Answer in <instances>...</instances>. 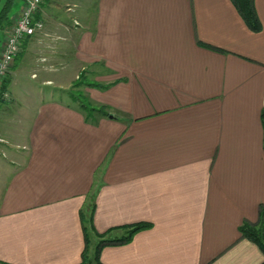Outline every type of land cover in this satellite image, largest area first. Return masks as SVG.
<instances>
[{"label": "crops", "instance_id": "0c3cea01", "mask_svg": "<svg viewBox=\"0 0 264 264\" xmlns=\"http://www.w3.org/2000/svg\"><path fill=\"white\" fill-rule=\"evenodd\" d=\"M59 1L7 78L38 88L0 95V264L82 263L94 191L98 233L149 224L103 264H264L240 232L264 209V0L259 31L232 0ZM82 71L110 116L44 89Z\"/></svg>", "mask_w": 264, "mask_h": 264}, {"label": "trees", "instance_id": "16d2710c", "mask_svg": "<svg viewBox=\"0 0 264 264\" xmlns=\"http://www.w3.org/2000/svg\"><path fill=\"white\" fill-rule=\"evenodd\" d=\"M232 1L238 8L239 12L242 14L243 18L245 19L249 27L255 31H259L262 28V24L256 13L254 0H232ZM14 3L15 0H6L5 3L0 8V32L4 31V29H6L11 23V13H12L11 10L13 8ZM84 77H85V81H84ZM83 83L85 86L94 87L98 89L106 87L105 85H102L99 82L91 81L87 79L86 76H83V79L75 82L70 90L71 91L76 90L75 87ZM8 84H9V80L6 79L2 84V88H3L2 92H4V90H7ZM71 95L75 98V100H79L77 95H74L72 92ZM79 104H80V108L83 109L84 112H86L88 118L94 119L96 114L110 116V113L108 112L105 106L94 107V105L92 104L87 105L81 102H79ZM262 125L264 127V113H262ZM95 197H96V191H94L92 194L93 203L90 206V211H88V213H86V211L84 212L82 211V223L86 231V248L83 253L84 254L83 261L80 264H84L89 259V255H88L89 242H90L89 231H88L89 226H91L93 233L100 239L97 242L94 252L95 260L97 262L96 264H103L100 261V253L103 247L107 245L126 243L132 238V236L136 232L149 226L148 223H138L132 226L118 227L120 229L125 230V233L120 237L111 236L110 232L114 229H111L106 233H98L93 227L91 222L92 220L91 217L96 207L94 202ZM261 217H262L261 221L258 224L245 222L243 225H241L240 232L242 233L243 237L248 238L254 243H256L264 252V209H262Z\"/></svg>", "mask_w": 264, "mask_h": 264}, {"label": "built area", "instance_id": "2783aa9c", "mask_svg": "<svg viewBox=\"0 0 264 264\" xmlns=\"http://www.w3.org/2000/svg\"><path fill=\"white\" fill-rule=\"evenodd\" d=\"M45 0H22L21 8L11 18V24L4 31L0 46V94L2 83L10 74L16 57L23 51V43L43 29V21L36 18V13Z\"/></svg>", "mask_w": 264, "mask_h": 264}, {"label": "rangeland", "instance_id": "374dc122", "mask_svg": "<svg viewBox=\"0 0 264 264\" xmlns=\"http://www.w3.org/2000/svg\"><path fill=\"white\" fill-rule=\"evenodd\" d=\"M61 4H60V7L61 8H59V9H61L62 10V12L63 11H66L67 9L66 8H70V7H65V4L68 2V0H63V2H62V0L61 1H59ZM21 4H22V0H15V3H14V5H13V8H12V10H11V15L12 16H14L15 14H13L14 12H16L17 10H20V8H21ZM63 4V5H62ZM62 5V6H61ZM72 6V5H71ZM92 6H94V5H92ZM20 7V8H19ZM80 7H82V6H80ZM74 8V11L75 12H78L80 9H79V6H77V7H73ZM91 10H93L92 8H91ZM81 11H83V7H82V9H81ZM12 18V17H11ZM11 24V23H10ZM10 24H9V26H10ZM7 27V26H6ZM4 31H5V29H4ZM3 31V32H4ZM3 38H4V34L2 33V31L0 32V45H1V43H2V41H3ZM22 72H26L24 69H23V71ZM27 74V73H26ZM83 76H86V73L84 72V71H82L81 72V74H79V77L77 78V80L75 81V82H77V81H80V80H82L83 79ZM8 78V76L4 79V81L6 80ZM89 78V76H87V79ZM90 79V78H89ZM12 80L13 79H11L10 81H9V84L12 82ZM4 81H3V83H4ZM84 81H85V77H84ZM17 83L15 84L14 82L13 83H11L10 84V86H9V84H8V90H9V92L10 93H23V92H26V91H36V89H35V87H37V86H35L34 84H33V81H31V79H30V77H29V75H23L22 77H21V80L20 81H16ZM74 82V83H75ZM2 83V84H3ZM38 88V87H37ZM86 88H88V86H85L84 85V83L83 84H79L78 86H76L75 87V89L76 90H63V89H56V88H54L53 86H50V87H45L44 89L45 90H47V91H49V90H53V91H55V94H56V96L61 100V99H63V100H65V101H70L71 103H73V105H77L78 107H80V104H79V102H81V103H84V104H87V105H91V99H90V95L88 94V93H86L85 92V90H86ZM90 88H94V87H90ZM2 91H3V88L1 89ZM6 92V90H4V93ZM71 92L74 94V95H77V97H78V99L79 100H75V98L71 95ZM0 95H2V94H0ZM7 104V105H6ZM4 106L3 107H5L6 109H8V107H11V108H13V109H16V106H13V105H11L10 103L8 104V103H4L3 104ZM6 105V106H5ZM8 106V107H7ZM94 107H98V106H94ZM97 262H96V260H95V256H93L92 255V257L90 258V259H88L84 264H96Z\"/></svg>", "mask_w": 264, "mask_h": 264}]
</instances>
